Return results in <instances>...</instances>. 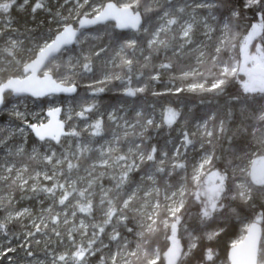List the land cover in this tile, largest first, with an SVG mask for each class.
Listing matches in <instances>:
<instances>
[{
    "label": "snow or ice",
    "instance_id": "1",
    "mask_svg": "<svg viewBox=\"0 0 264 264\" xmlns=\"http://www.w3.org/2000/svg\"><path fill=\"white\" fill-rule=\"evenodd\" d=\"M30 5L34 20L40 10L49 19L20 25L11 10L26 12ZM183 62L180 79L188 90L226 97L223 115L210 111L196 131L181 129L161 147L151 135L153 129L160 135L153 109L138 101L151 81ZM109 63L121 72L109 71ZM97 71L103 79L94 78ZM87 73L94 84L128 80L123 102L108 112L110 138L103 117L89 123L95 102L82 97L79 112L68 109V121L79 117L103 140L96 156L86 155L91 143L76 144L77 127L58 119L45 124L38 116L33 123L19 110L22 100L76 93L77 77ZM133 75L139 86H131ZM175 79L166 92L185 91ZM0 111L19 121L0 128V264H216L205 237L226 235L243 211L259 210L257 221H264V0H4ZM60 111L50 107L48 116ZM164 112L169 128L181 118L171 106ZM26 131L38 138L30 151ZM22 199L38 200L39 211L17 207ZM10 223L20 224V232ZM161 235L163 245L154 240ZM231 264H264L257 222L233 241Z\"/></svg>",
    "mask_w": 264,
    "mask_h": 264
},
{
    "label": "trees",
    "instance_id": "2",
    "mask_svg": "<svg viewBox=\"0 0 264 264\" xmlns=\"http://www.w3.org/2000/svg\"><path fill=\"white\" fill-rule=\"evenodd\" d=\"M0 2H4V0H0ZM17 2L22 3L23 0H17ZM33 2H35V0H33ZM45 2L47 3L48 0H45ZM62 2L63 0H61V3ZM115 2L119 3L118 0H115ZM144 2H146L149 5L152 4L151 0H144ZM51 3L53 4L56 3V0H51ZM11 12H12V16L18 21L20 25L27 23L29 26H32L33 24L40 23L42 21H47L49 19L48 13L43 10H40L37 12L36 18L34 20L31 15V5L29 6L28 11L26 12H21L16 8H13ZM153 14L154 13H149V15H153ZM185 63L186 62L177 64L174 67V69H172L171 71H165L161 77V80L158 82L151 81L149 83L147 76L143 78L144 82L149 83V90L146 93L141 94L142 99L138 101V104L144 106L146 109H153L152 114L154 115V117L161 116L160 118L163 119L162 122H159L160 135L158 137L156 135V130L155 129L151 130V135L154 138L158 139L161 147H165L166 141H175L180 136L181 129L189 130L188 127L190 125L197 123L200 118L206 117L210 111L216 110L218 116L223 115L226 97L215 96L211 92H203L199 90L197 91L187 90V87H186L187 81L182 82L180 79V71H181V68L185 66ZM149 70L151 71L152 69L151 68L143 69L145 73L150 72ZM114 71H117L118 73H120L121 69L117 67L116 69H114ZM173 76L176 77L175 79L176 85L185 87L184 92L180 94L167 93V94H161L159 96L152 95V92L154 91L158 92V88L162 85L171 87L172 84L170 83V81L172 80ZM191 80L192 78H189V81ZM125 82L127 85L128 80L126 78L122 81L121 80L110 81L107 84L99 86V87H104L103 92H98L93 89L95 93H92L90 95L85 93L84 89L80 87V85H78L77 94L79 95L77 96L78 97L77 99H81L83 97V98H86L88 102L89 100L88 98H90L92 103L95 102L97 107H101V110L103 109L108 110L110 106H114L118 108L119 105L123 102V97H124V93L122 91L119 92L118 90L120 89V87H122V85ZM131 86L132 87L139 86V81L135 75H133ZM236 86L237 87L239 86V82H237ZM233 90H234L233 88L229 89V91H233ZM132 99L134 98H128L129 104ZM164 100L168 102V105L163 104ZM52 101H55V98L49 97L44 100H41V103L47 104V103H51ZM56 101L58 102V105L61 107L62 105H64L65 98L57 97ZM155 101H157L156 104H154ZM159 104L164 105V106L167 105V107L171 106L172 108H175L176 110H178L181 113L180 119H183V124L181 125L178 121V123L174 124L172 128H169L168 125L165 122H163L165 112H161L160 108L162 107H160ZM247 115L249 117L247 122L250 124L254 123L255 122L254 121V111L248 113ZM106 130H107V126H105V132ZM87 136L92 137L90 135V132L89 134H87ZM92 138H99V137H92ZM29 141L34 142L32 137H29ZM166 147L170 150L172 148V143L171 142L167 143ZM198 152L199 150L196 149V151L194 153H191V155L195 156ZM209 176H210V173H208L202 178L205 184H207L206 178ZM24 202H27L30 204L29 201L24 200ZM195 211L196 209L193 207L190 209L189 214H186L185 219L187 223L193 224L195 222V219H194ZM188 215H193V219L189 220ZM258 216H259V210H257L254 214L248 211H243L241 212V215L239 217L233 218V221H232L233 226L229 227L226 235L222 233L220 237H217L216 239L212 241H208L206 237L204 238V243L206 244L210 243L215 248L216 264H228L227 253L233 241L238 240L242 236H244L245 231H246V225L250 223L251 221H253L254 219H257L255 217H258ZM259 222L263 229L262 233H264V221H259ZM9 227L12 228V225ZM211 227H214V225H210V228ZM180 235L182 237V243H186L187 236L183 232H181ZM154 240H158L161 245H163L164 243L162 235L159 237H155ZM37 249H38L39 256L44 258L45 253L43 252V250L40 248H37ZM19 254L22 255L23 257L25 256L23 250H20L18 255ZM92 259L94 260L95 257H93Z\"/></svg>",
    "mask_w": 264,
    "mask_h": 264
},
{
    "label": "rangeland",
    "instance_id": "3",
    "mask_svg": "<svg viewBox=\"0 0 264 264\" xmlns=\"http://www.w3.org/2000/svg\"><path fill=\"white\" fill-rule=\"evenodd\" d=\"M113 1H115V0H113ZM118 2L120 3L121 0H118ZM151 2H153V0H151ZM192 63H194V61H192ZM157 66H158V64H157ZM137 67H139V66H137ZM108 69H109V71H114V69H116V68H113L111 63H109ZM115 72H117V71H115ZM94 78L96 80L103 79V77L99 71H97L95 73ZM94 78H93L92 73L83 74L82 77L81 76L77 77L78 85H80V87H82L84 89V92L87 93L88 95L95 93V91L93 89L101 86L100 84H94L93 83ZM90 84L93 85L92 88L88 87ZM124 86H126V82L122 85V87H120V88H122V92H123ZM166 87H169V86H166V85L160 86L158 88V92L161 94L169 93V92L165 91ZM77 93H78V90H77L76 94L74 95V97H71L69 99L65 98L64 105L61 106L62 107V113L60 115V119L62 121H66V127L68 124H71V125L77 127L79 131H81L82 135H81V137L76 139V144L79 145L81 142L91 143L93 151H92V153H86V155L96 156V155H98V152L96 151V149L98 148L99 143H103V140L100 137L99 138L88 137L87 134H89V131L87 129V126L84 124V122L79 117L73 115V118L71 121L67 120V113H68V109L70 106L73 108L74 112L80 111V99H77L78 98L77 96L79 95ZM50 98H55V101H52L51 103H47V104H42L41 101H35V100H31V99H28L26 101L22 100L19 102V110L21 112H26L28 114L27 118L29 121H31L33 123L37 122L36 119H34V117L38 116L39 120L42 121L43 123H45L48 121V118L45 115L46 111H48V108L59 106L58 102L56 101L57 97H50ZM88 99H89L88 103L91 104L92 103L91 99L90 98H88ZM12 102L15 103L16 101H12ZM156 102L157 101H155L154 104H156ZM163 104L168 105V102L166 100H164ZM159 105H160V107H162V108H160L161 112H164V110L168 108L167 105L166 106L161 105V104H159ZM129 106H130V104H129ZM112 107H114V106H112ZM110 110H111V108H109L108 110H104V109L101 110V107L96 106V108L94 109V111L91 115V119L89 120V123H92V122H94L95 119H99V118L103 117L105 120V126H107V130L104 133V135L108 136L109 138L111 137V133L114 130L112 127L111 121L108 120V112ZM160 117L161 116L154 117L157 124H159V122H162V120H163ZM16 123H19V121L15 120L14 118H10L7 113L0 111V128H4L5 126H14ZM179 123L182 125L183 119H179ZM21 126H23V125H21ZM196 126H197V123H194V124L190 125L188 128L190 131L194 132V131H196ZM84 132H86V133H84ZM25 136H26V145L25 146L30 151L35 140H33L34 142L29 141V137H32L30 131H26ZM17 140H19V136L17 137ZM71 142H72L71 138H69V143H71ZM97 142H99V143H97ZM197 150H199V148H197ZM192 153H194V152H192ZM2 155H3V150L0 149V156H2ZM253 159H255V156H253ZM245 163L247 164L248 161H245ZM32 166L37 167V165L35 163H33ZM208 179H209V177L206 178V182H208ZM105 184H107V180H105ZM24 200L29 201L30 204L27 202H24ZM16 206L17 207H32L35 211L38 212L39 208H40V203L38 200H35V199H33V200L22 199V200H19V203ZM3 217H4V212L2 209H0V220H2ZM255 218H257V217H255ZM11 225H12V228H11L12 230L16 231L17 233L20 232V230H21L20 224L10 223L9 226H11ZM181 232H183V229H181ZM181 232H180V234H181ZM262 232H263V229H262ZM181 243H182V240H181ZM35 255L41 260L46 259V257L42 258L39 256L38 249L35 250ZM18 257L20 260L24 259V257L20 254L18 255ZM47 259H50V257H47Z\"/></svg>",
    "mask_w": 264,
    "mask_h": 264
},
{
    "label": "water",
    "instance_id": "4",
    "mask_svg": "<svg viewBox=\"0 0 264 264\" xmlns=\"http://www.w3.org/2000/svg\"><path fill=\"white\" fill-rule=\"evenodd\" d=\"M117 31H125V32L133 31V32H134L135 30H132V29H117ZM75 94H76V93H56V94H54V95H52V96H48V97H62V98H67V99H69V98H71V97H74ZM45 98H47V97L41 98L40 100H43V99H45ZM31 99H33V98H31ZM34 100H35V99H34ZM59 108L61 109V107H59ZM61 112H62V111H60V113H58V114L56 115V117L53 118V117H49V116H48V111H46L45 115H46V117L48 118V121L45 122V124L49 123V121H51V120H53V119L61 120V119H60ZM61 121H62V120H61ZM30 132H31V131H30ZM31 135H32V138H33L34 140H37V139H38V138L35 136V133H34V132H31ZM252 222H257V223H258V228H260V230H261V232H262V226H261L260 222L257 221V219H255V220L252 221ZM252 222H251V223H252ZM245 235H246V231H245ZM227 261H228V264H231V247L229 248L228 253H227Z\"/></svg>",
    "mask_w": 264,
    "mask_h": 264
},
{
    "label": "flooded vegetation",
    "instance_id": "5",
    "mask_svg": "<svg viewBox=\"0 0 264 264\" xmlns=\"http://www.w3.org/2000/svg\"><path fill=\"white\" fill-rule=\"evenodd\" d=\"M113 2H115V1H113ZM10 100L12 99V98H9ZM31 99V98H30ZM31 100H34V99H31ZM44 100V99H43ZM35 101H41V100H35ZM60 107V106H59ZM61 110H62V108H61ZM31 133V132H30ZM32 136V135H31ZM34 140V139H33ZM36 141V140H35Z\"/></svg>",
    "mask_w": 264,
    "mask_h": 264
},
{
    "label": "bare ground",
    "instance_id": "6",
    "mask_svg": "<svg viewBox=\"0 0 264 264\" xmlns=\"http://www.w3.org/2000/svg\"><path fill=\"white\" fill-rule=\"evenodd\" d=\"M118 91L121 92L122 91V88H120Z\"/></svg>",
    "mask_w": 264,
    "mask_h": 264
}]
</instances>
